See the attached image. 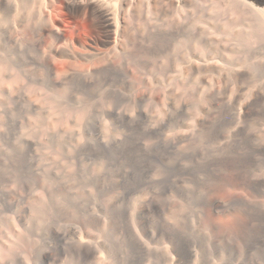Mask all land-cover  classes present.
Returning <instances> with one entry per match:
<instances>
[{
    "label": "rangeland",
    "instance_id": "374dc122",
    "mask_svg": "<svg viewBox=\"0 0 264 264\" xmlns=\"http://www.w3.org/2000/svg\"><path fill=\"white\" fill-rule=\"evenodd\" d=\"M214 1L206 3L210 6L209 23L218 22ZM177 10L184 15L195 12L194 6L179 5ZM22 15L26 17V9ZM55 16L66 19L60 9ZM170 16L151 15V28L141 26L144 34L131 36L126 49L136 53L135 60L146 57L144 52L160 59L168 53H180L183 59L178 61L177 71L185 68L184 62L192 63V60L197 64L211 63L213 60L209 58L216 57V53L212 50L209 53L197 38L189 36L193 24L208 28L202 20L197 24V20L181 18L182 32L170 43L165 37L148 35L150 29L163 30ZM262 17L254 15L248 28L244 24L238 26L234 32L243 34L236 35L243 45L237 44L233 37L226 44L230 49L234 44L233 52L226 55L228 58L218 55L216 60L219 69L228 72L239 68L245 76V85L237 93L236 101L233 99L229 113L211 107L214 93L227 95L228 92V96L230 93L224 82L216 80V74L209 71L189 73L191 77L187 79L183 78L186 75L178 78L176 74L177 79L186 80L180 97L192 94L186 95L187 102L177 104L178 107L171 105L161 89L155 90L149 84L141 87L137 72L131 74L133 84L110 79L112 86L107 81L106 86L94 82L84 90L73 84L53 88L48 85L40 63L32 70L20 63L15 67L6 60L1 40L6 23L0 19V64H10L17 72L22 86L19 98L30 95L31 89V98L37 103V108L32 110L26 107L23 98L12 100L4 94L0 97V142L6 147V164L11 166L10 170L6 169L0 189L5 199L0 201V222L14 218L22 234L25 230L24 248L33 249L37 256L46 248L47 229L73 222L71 225L97 222L93 236L106 241V250L114 253L108 257L104 253L97 255L94 259L97 264H156L163 254L160 240L166 233L188 239V247L192 242L193 248L207 256L205 264L209 261L237 264L244 253V244L261 234L257 229H246V222L264 223V149H259L264 140V118L260 117L264 112V95L263 101L254 102L255 111L246 119L236 114L250 90H264ZM61 26L67 36L72 35L65 22ZM183 26L189 28V34ZM243 41L249 44L244 45ZM192 47L197 49L195 53ZM30 50L26 40L16 39L9 51L11 56L27 61ZM233 54L234 57L238 54V59ZM203 56L208 60H203ZM120 58L117 56L114 62ZM114 72L118 75L113 78L118 79L124 71L118 66ZM188 87L191 90H186ZM19 95L14 94L15 98ZM226 95L223 94L227 98ZM65 117L71 121L66 123L64 131L46 128L47 121L57 126ZM15 174L19 195L12 201L8 195L15 184ZM216 202L220 207H215ZM15 212H20L18 218ZM69 259L63 256L58 262L69 264ZM241 264H264V239L247 252Z\"/></svg>",
    "mask_w": 264,
    "mask_h": 264
},
{
    "label": "bare ground",
    "instance_id": "6f19581e",
    "mask_svg": "<svg viewBox=\"0 0 264 264\" xmlns=\"http://www.w3.org/2000/svg\"><path fill=\"white\" fill-rule=\"evenodd\" d=\"M210 1L0 0V19H3L6 23L1 34V40L5 49L4 55L6 60L15 67H17L20 63L26 69L35 70L37 67L36 64L40 63L48 85L53 88L66 84H73L77 89L84 90L86 87L89 88L94 82L98 83L101 87L106 86L108 85L107 81L109 83L110 79H113L114 81L120 80L125 84H133L131 74L137 72L141 77V85L139 84L141 87L145 88L146 85L149 84L152 85L154 89H161L171 105L176 104L177 107L178 105H184L190 94L187 93L189 92L187 91V94H185L189 95L187 97L185 94V96L183 95L186 97V100L184 97H180V95L182 96L184 93L182 92V88L184 89L183 85L184 82L186 83V80L177 79L176 74L179 75L178 78H181L182 75H186L185 77L183 76V78L187 79L188 76L191 77V73L199 74L200 72H214L216 74V76L214 75L215 78L217 77L216 80L218 79L219 81L224 82V88H228L229 90L227 89V91H229L230 94L228 96V92L225 90L227 95L226 93L223 94L228 96L226 98L223 94L220 95L218 91L214 93L213 96H211V107H214L213 110L220 108V111L229 113L232 111L230 106L234 105V103H232L233 99H235L237 93H239L241 88L245 85L243 80L245 76L242 72H240L239 68L237 71L228 70V72L219 69L216 60H218L219 56H221V58H228L227 56L231 53V49H233L234 44L231 46V49L229 46H226V44L228 45V42H231L233 37L235 41L238 39V35H243L238 34L241 33L238 32V30L236 34L237 36L235 35L234 31L238 26L243 24L246 25V27L250 26L249 22L253 19L252 17L254 15L258 14L260 16H264V0H216L214 3L217 4L218 8L217 23H209L207 18L209 17L208 10L210 6L208 4ZM206 3H208L207 5L209 8L206 6ZM226 3H228L231 7V10L227 8ZM56 4H58L57 7ZM179 5L192 6V8L194 6L195 12L193 13L192 10V12H188L187 14L184 12L186 15L182 12L179 14L177 10ZM24 9L27 11L26 17H23L22 15ZM58 9H60L66 17L65 21L55 16ZM166 14L171 16L169 20L165 22L166 24L164 25V29H150L147 32L148 35L152 37H165L166 41L170 43L173 39L180 36V33L182 32V21L180 22L181 18H184L185 20L187 19L190 22L197 20V24H199V20H202V24L205 23L208 25V28H200L196 24H193L190 27L189 36L197 38V41H200L201 44L205 46L203 48L208 52L212 50L214 51L213 54L216 53V57L214 56L215 54H211L214 57L209 58L213 60L212 62L207 61L208 63H211H202V65L201 63L197 64L196 60H192V63L184 62L186 65L185 68L184 66L182 67L184 69H182L183 71L181 69L177 71V67L179 66L178 63L180 62L179 60L183 59V56L180 55V53L173 55L168 53L164 59H160L150 57L146 52H144L146 57L135 60L136 53L126 49L127 44H130L131 36L133 34H137L139 36L143 35L144 33L141 26L146 27V29L151 28V15H155L157 17L159 15L166 16ZM63 22L66 23V29L71 32V36H67L65 34V29L61 26ZM183 22L185 21L183 20ZM187 23L190 25L189 22ZM185 27V33H188L189 28L185 29ZM260 28H262V25ZM85 31L89 32V34L84 35ZM85 37L88 40H85ZM228 38H231V40H228ZM16 39L21 41L26 40L27 44L30 46L31 50L28 52L27 61H24L22 57L17 58L16 56H11L9 50L12 49V45L16 42ZM249 39H247V41ZM247 41H243L244 45H246ZM236 42H238L237 44H242L241 41L237 40ZM142 46L143 49H145L143 44ZM236 46L237 45H235L234 51L237 49ZM162 47H160L159 50H161ZM261 49H263V47ZM195 50H193L192 53H195ZM244 51L242 50L241 52ZM243 54H246V52ZM234 55L235 54H233V57ZM117 56H121L122 58H120L118 62H114V59ZM200 56V59H202V55ZM204 56L203 60H208L206 57L204 59ZM237 56L238 54H236L234 58ZM230 57L231 55H229V58ZM239 57H241V55ZM236 59H238V57ZM247 60L248 59H246V61ZM118 66L122 67L124 72L120 78L115 79L113 77H116L118 74L114 71ZM244 70L242 69L241 71ZM15 73L17 72L13 68H10V64L6 66L0 64V97L4 94L7 98L12 100H22L23 98V102L26 107L35 110L37 108V103L31 98L33 90L30 89V95H22V98H19L22 86L19 84L20 80ZM189 73L191 75H188ZM76 77L78 78L73 80ZM245 82L247 81L245 80ZM109 85L112 86L113 84L109 83ZM189 88L190 87H188V89L186 88V90H191ZM106 90L109 92L110 88H107ZM181 92L182 94H180ZM15 93L19 95L17 98L14 96ZM263 95L264 90L261 91L259 88L250 90L248 97H246L245 100L239 104L236 113L237 116L244 119L250 116L256 108L254 102L258 104L260 101H263ZM234 101H236V99ZM155 111L153 112L155 113ZM260 117L264 118V112L260 114ZM62 121L61 125L57 126H53L50 121H47L46 128L49 131H56V129L64 131L65 126H67L66 123H69L71 119L65 117ZM259 149H264V140ZM5 150L6 147L0 142V189L2 188V183L6 179V169H11V166L6 164ZM14 152V156H17V147H14ZM12 166L13 168H16V161ZM14 177L15 184L10 188V195H8L12 201L16 200V197L19 195L16 186V174ZM0 201H5L4 194H0ZM215 207H220V203L216 202ZM14 214L16 218H18L20 212H15ZM75 223L76 224L74 225H71L70 223H68L70 225L64 224V226L59 228H55L57 227L55 226L54 229L50 231L47 229L48 233L46 236H48V241L46 243L47 245H45L46 248L39 256H37L33 249L24 248L23 246L25 245V239L23 238L25 230L22 234L18 222H15L14 218L5 219L4 222H0V264H47L49 262L50 264H59L58 260L63 256L70 258L69 264H97L94 260L97 255L100 256L104 253V256L108 257L110 254L113 256V251L111 250L112 252H109V250H106L108 247L105 248L108 243L106 241L99 240L98 237H95L92 234V230L97 222ZM246 223V229H250L251 231L257 229L261 232V234L254 241L244 244V253L240 259L237 260V264L243 263L247 256V252L260 245L261 241L264 239V223ZM135 229L138 230V226H135ZM159 240H157V242ZM140 243L143 246L147 245L146 242L143 241H140ZM27 245H29V243H27ZM133 245L139 247L137 241H133ZM160 245L163 250V254L156 259V264H205V257L207 260V256L199 250L193 248L192 242H190L191 247H188V239L179 237L172 233H166V236L160 240ZM24 251L26 253L25 259L23 257ZM60 261L63 263L62 259ZM100 264L107 263L101 262ZM133 264L139 263L134 262ZM209 264L221 263H210L209 261Z\"/></svg>",
    "mask_w": 264,
    "mask_h": 264
}]
</instances>
